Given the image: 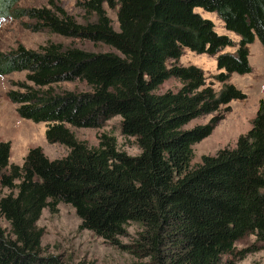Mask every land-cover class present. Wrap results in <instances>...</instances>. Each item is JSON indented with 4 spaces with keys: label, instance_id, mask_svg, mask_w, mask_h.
<instances>
[{
    "label": "trees",
    "instance_id": "obj_1",
    "mask_svg": "<svg viewBox=\"0 0 264 264\" xmlns=\"http://www.w3.org/2000/svg\"><path fill=\"white\" fill-rule=\"evenodd\" d=\"M19 0H0V18ZM80 23L62 7L28 8L33 30L103 43L114 52H88L47 43L37 50L18 45L0 51V76L23 73L6 93L17 115L44 123V137L66 148L49 159L31 147L22 163L9 164L10 144L0 140V264H70L43 254V209L68 204L88 230L128 253L133 264H227L236 242L253 235L264 249V100L250 128L233 147L203 155L191 165L192 145L210 135L228 104L246 94L228 82L251 72L248 46L264 50V0H76ZM104 4L115 12L114 30ZM197 9L214 13L234 42L217 33ZM235 47L233 52H223ZM189 50L215 57L217 73L207 81L201 68L178 65ZM80 80L89 91L54 92L51 85ZM174 79L179 86L161 90ZM205 124L187 128L210 116ZM120 118L121 134L134 138L138 154L98 135L95 146L69 129L100 128ZM139 230L130 243L126 227ZM83 264V263H81Z\"/></svg>",
    "mask_w": 264,
    "mask_h": 264
},
{
    "label": "rangeland",
    "instance_id": "obj_2",
    "mask_svg": "<svg viewBox=\"0 0 264 264\" xmlns=\"http://www.w3.org/2000/svg\"><path fill=\"white\" fill-rule=\"evenodd\" d=\"M58 5L76 21L83 23L85 20H92V17H85L83 10L77 6L76 0H19L14 10L7 16L0 18V51L7 52L18 45L26 49L37 50L47 43H56L64 47L73 46L88 52H114L111 47L103 43H93L86 39L65 37L48 31L33 30L34 21L21 14V10L28 8L47 7L52 8ZM107 16L111 20L114 30L118 29L115 12L104 4ZM203 17L209 18L217 33L226 34L234 42L238 37L232 32L226 31L222 21L214 14L203 12L197 9ZM235 47H226L223 52H233ZM249 64L251 72L244 75L231 74L228 82L242 90L246 97L243 100H233L228 104V110L223 112L222 118L218 120L209 136L192 145L191 165L199 163L203 155H214L219 149L233 147L240 134H244L251 124L260 100H264V50L261 45L254 41L248 46ZM178 65H195L202 69L207 81H213V87L219 89L212 76L217 73L215 57L206 54H196L184 50ZM24 81L23 73H12L7 76H0V140L10 144L9 164L20 165L31 147H40L43 153L54 159L66 154L64 146L45 140L44 123H34L30 120L19 117L15 111V104L6 97L10 89H17L11 85L15 82ZM179 86L174 79L165 81L161 90ZM54 92L62 91H89L90 87L78 79L74 81L59 82L51 85ZM210 116L200 117L188 124L187 128L194 125L205 124ZM120 118L114 116L106 120L100 128H76L69 126L79 140L85 141L90 146L98 142V135L101 133L110 134L116 141L117 148L129 155L138 154L139 150L134 138L121 134ZM8 190L0 188V197ZM79 219L70 205L59 203L57 210L51 213L43 209L37 225L43 229L41 247L43 254L58 256L63 263L70 264H133L134 259L126 252L108 245L99 237H96L88 230H79ZM0 226L8 232V225L0 218ZM139 230L135 224L126 227V233L119 238L122 244L130 243L136 232ZM253 235H248L234 245L231 254L223 257L227 264H264V249L249 250L255 245Z\"/></svg>",
    "mask_w": 264,
    "mask_h": 264
}]
</instances>
